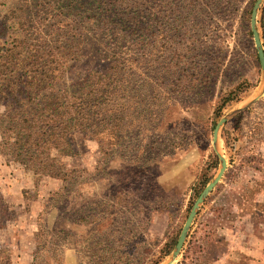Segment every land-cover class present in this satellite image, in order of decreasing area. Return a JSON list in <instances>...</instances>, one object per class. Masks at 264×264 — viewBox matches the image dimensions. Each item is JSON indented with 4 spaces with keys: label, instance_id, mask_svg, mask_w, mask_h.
<instances>
[{
    "label": "rangeland",
    "instance_id": "obj_1",
    "mask_svg": "<svg viewBox=\"0 0 264 264\" xmlns=\"http://www.w3.org/2000/svg\"><path fill=\"white\" fill-rule=\"evenodd\" d=\"M254 2L179 0L175 11L172 0H148V19L140 22L148 30L140 44L138 35L124 32L103 45L99 36L86 35L60 89L89 93L95 79L110 78L116 62L111 70L116 83L107 80L95 88L105 116L111 102L102 92L109 84L121 87L111 103L117 138L105 136L99 146L74 137V156L60 159L75 172L64 190L60 180L25 171L0 155V200L13 210L0 229V251L12 264H63L64 245L78 253V264L168 262L165 244L178 238L219 170L211 141L223 117L215 149L226 168L200 205L183 250L191 231L214 209L223 218L218 235L224 250L215 264H255L238 256L247 236L263 237L258 231L264 230L256 231L247 214L255 204L264 206V77L249 26ZM22 5L0 0V18ZM263 6L264 0L256 26L264 50ZM9 27L5 48L21 39L16 20ZM4 111L0 106V116ZM100 119L107 122L102 114ZM251 153L260 155L252 164L256 168L242 163Z\"/></svg>",
    "mask_w": 264,
    "mask_h": 264
},
{
    "label": "trees",
    "instance_id": "obj_2",
    "mask_svg": "<svg viewBox=\"0 0 264 264\" xmlns=\"http://www.w3.org/2000/svg\"><path fill=\"white\" fill-rule=\"evenodd\" d=\"M178 1L172 0L175 11L178 10ZM32 2L22 0L23 5L17 9L19 13L15 10L0 18V44H3L0 46V106L5 108L0 116V155L10 156L25 171L41 170L44 177L60 180L64 190L70 186L75 172L64 169L60 159L74 156V137L90 138L99 146L105 136L117 138L113 123L115 109L111 103L117 90L121 89L120 86L117 89L111 86L116 83L112 80L116 75L112 73L116 62L111 65L110 78L102 75L95 79L89 93H70L69 88L60 89L66 66L82 47L87 34L99 36L98 44L103 45L106 39L119 38L124 32L128 36L138 35L140 44L148 30V24L140 22L148 19L149 3L148 0ZM10 20H16L21 39H13L10 48H5ZM18 58L19 63L16 62ZM107 80L111 84L106 86L102 95H107L111 103L106 105L104 116L98 97L101 91L95 87ZM227 100L232 99L227 97ZM101 114L108 124H103ZM104 131L107 134H103ZM223 138L228 141L227 135ZM256 158L259 159L260 155L251 153L243 158L242 163L256 168L252 165ZM253 206L255 210H247V214L258 231V228H264V206ZM215 213L216 210L210 209L206 219L191 231L182 258L176 264H215L219 255L224 253L221 247L223 238L218 235L223 218L219 212ZM12 214L11 207L0 200V229L6 227ZM255 216L260 220L254 219ZM229 217L227 211L225 219ZM258 233L264 237V230ZM176 240L177 235L165 244L164 256L171 253ZM238 256L241 261L258 263L246 248ZM0 264H12L3 251H0Z\"/></svg>",
    "mask_w": 264,
    "mask_h": 264
},
{
    "label": "water",
    "instance_id": "obj_3",
    "mask_svg": "<svg viewBox=\"0 0 264 264\" xmlns=\"http://www.w3.org/2000/svg\"><path fill=\"white\" fill-rule=\"evenodd\" d=\"M263 0H255L253 7L251 9V13H250V21H249V26H250V33L252 35V39H253V44H254V48L255 51L257 53V58H258V62L261 68V71L263 73V77H264V53H263V48L261 45V41H260V36L257 30V23H256V17H257V12L259 10V7L261 5ZM263 91H264V81H263ZM259 97L255 98V100H253L249 105H251L252 103H254ZM248 105V106H249ZM243 109L238 110L237 112H240ZM226 118L223 117L222 119H220V121L215 125V127L213 128L212 131V146L216 152L218 161H219V170L217 172V174L215 175V177L205 186V188L202 190V192L200 193V195L197 197L196 201L194 202L184 224L183 227L179 233V236L177 238L176 244L174 245L170 255H169V260L168 262H166L165 264H176L178 257L180 256L184 244H185V240L187 238V235L189 233V230L191 228V225L193 223V220L197 214V211L200 207V205L203 203L204 199L208 196V194L212 191V189L218 184V182L221 180L225 168H226V162L225 159L223 157H221L217 151H216V143H217V137H218V131L220 129V127L226 122Z\"/></svg>",
    "mask_w": 264,
    "mask_h": 264
},
{
    "label": "crops",
    "instance_id": "obj_4",
    "mask_svg": "<svg viewBox=\"0 0 264 264\" xmlns=\"http://www.w3.org/2000/svg\"><path fill=\"white\" fill-rule=\"evenodd\" d=\"M246 244L251 257L264 261V237L249 234Z\"/></svg>",
    "mask_w": 264,
    "mask_h": 264
},
{
    "label": "clouds",
    "instance_id": "obj_5",
    "mask_svg": "<svg viewBox=\"0 0 264 264\" xmlns=\"http://www.w3.org/2000/svg\"><path fill=\"white\" fill-rule=\"evenodd\" d=\"M177 170H173V174ZM61 256L63 264H78V253L70 246L64 245L62 248Z\"/></svg>",
    "mask_w": 264,
    "mask_h": 264
}]
</instances>
